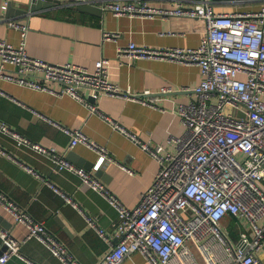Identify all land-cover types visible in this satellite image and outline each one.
<instances>
[{"label":"built area","instance_id":"1","mask_svg":"<svg viewBox=\"0 0 264 264\" xmlns=\"http://www.w3.org/2000/svg\"><path fill=\"white\" fill-rule=\"evenodd\" d=\"M103 4L116 15H177L193 17L199 23L202 36L198 46L150 47L131 41L118 49L121 63L155 57L199 65L201 81L184 87L191 91L190 100L177 105L184 130L171 139L175 150L141 139L86 98L82 87L90 88L95 96L106 93L155 100L156 95L143 96L150 94L149 89L139 93L112 82L107 57L98 59L91 70L76 63H51L33 57L24 44L16 46L0 39V75L38 89H52L51 81L60 82L62 93L83 101L91 112H99L156 157L159 170L139 202L134 207L125 205L95 173L72 162L66 150L34 141L1 119L0 130L51 158L56 168L77 173L117 208L119 220L113 234L87 216L111 244L96 264H123L136 250L151 264H171L173 259L179 264H201L199 256L204 264H222L223 259L227 264H263L259 251L264 247V7L219 12L212 0H197L191 6L178 2L171 7L145 0H103ZM11 24L27 28L18 21ZM104 36L111 39L117 33L106 31ZM8 65L14 70L8 71ZM173 90L164 86L158 92ZM62 127L71 135L69 149L83 142L113 160L105 147L90 140L80 128ZM63 194L78 206L71 196ZM0 206L29 229L21 240L9 229L0 228V264H8L13 256L24 258L21 245L30 237L38 238L64 263L80 264L58 235L1 189ZM227 215L243 217L249 223L250 232L242 231L236 245L223 224ZM114 237L119 238L116 243Z\"/></svg>","mask_w":264,"mask_h":264},{"label":"crops","instance_id":"2","mask_svg":"<svg viewBox=\"0 0 264 264\" xmlns=\"http://www.w3.org/2000/svg\"><path fill=\"white\" fill-rule=\"evenodd\" d=\"M31 1L0 0V39L16 46L24 44L33 57L51 63H76L91 70L95 69L98 59L109 58L112 82L139 93L149 89L150 94L145 92L143 96L156 95L155 100L145 102L106 93L95 96L90 88L82 87L86 98L141 139L175 150L171 139L184 130L177 105L190 100L191 91L184 87H194L201 81L199 65L155 57L121 63L118 49L131 41L150 47L198 46L202 36L198 21L177 15H116L103 6V0H61L51 7L36 10L29 8ZM145 1L163 7L175 6L178 2L191 6L197 2ZM81 3L96 4L101 11L99 14L86 11L78 7ZM212 3L219 12L264 7V0H212ZM12 21L25 23L27 28L15 27ZM106 31L115 32L117 36L106 39ZM7 70H14V66L8 65ZM49 84L53 90L34 88L0 75V119L34 141L66 150V156L72 162L91 170L125 205L134 207L153 182L160 166L158 159L99 112H91L83 101L62 93L60 82ZM164 86H172L174 90L158 92ZM62 126L80 128L90 140L105 147L113 160L101 156L97 148L83 142L69 149L71 135ZM0 189L58 235L80 264H96L110 248V241L87 220V216L94 217L98 226L113 234L119 212L109 199L85 183L77 173L56 168L51 158L19 143L2 130ZM63 193L71 196L78 206L67 200ZM223 224L234 245L239 242L242 231L250 232L249 223L243 217L227 215ZM0 228L9 229L21 240L29 232L27 225L17 221L3 206H0ZM118 240L114 237L112 241ZM259 252L264 264V247ZM21 253L24 258L13 256L8 264H66L36 237L22 243ZM198 259L204 264L202 256ZM123 264L151 263L136 250L125 257ZM171 264L179 262L173 259ZM222 264H227L224 259Z\"/></svg>","mask_w":264,"mask_h":264},{"label":"water","instance_id":"3","mask_svg":"<svg viewBox=\"0 0 264 264\" xmlns=\"http://www.w3.org/2000/svg\"><path fill=\"white\" fill-rule=\"evenodd\" d=\"M59 1L60 0H32L29 5V8L31 10L41 9L45 7L47 8L53 6L55 3ZM78 7L92 13L99 14L101 11V7L93 3H81L78 5Z\"/></svg>","mask_w":264,"mask_h":264}]
</instances>
